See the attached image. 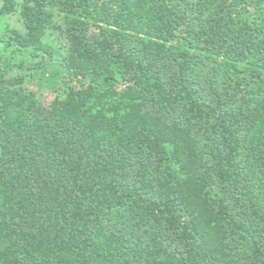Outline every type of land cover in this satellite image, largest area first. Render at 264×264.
<instances>
[{"label": "trees", "instance_id": "1", "mask_svg": "<svg viewBox=\"0 0 264 264\" xmlns=\"http://www.w3.org/2000/svg\"><path fill=\"white\" fill-rule=\"evenodd\" d=\"M0 264H264V0H0Z\"/></svg>", "mask_w": 264, "mask_h": 264}, {"label": "rangeland", "instance_id": "2", "mask_svg": "<svg viewBox=\"0 0 264 264\" xmlns=\"http://www.w3.org/2000/svg\"><path fill=\"white\" fill-rule=\"evenodd\" d=\"M14 22H17L16 18H14ZM46 65L48 67L47 77H49L51 74L55 73V70L51 65ZM26 85L32 90L38 92L37 95L39 102L44 106H49L51 102L56 98L57 93L55 92V89L49 85L41 84L38 81L36 82L35 80H31L29 77L27 78Z\"/></svg>", "mask_w": 264, "mask_h": 264}]
</instances>
